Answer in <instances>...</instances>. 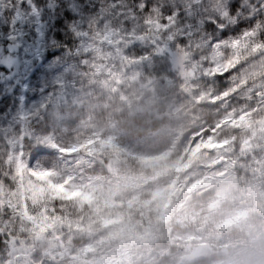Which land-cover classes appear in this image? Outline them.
<instances>
[{
    "label": "snow or ice",
    "instance_id": "6c2138e0",
    "mask_svg": "<svg viewBox=\"0 0 264 264\" xmlns=\"http://www.w3.org/2000/svg\"><path fill=\"white\" fill-rule=\"evenodd\" d=\"M156 84L264 127V0H0V264H45L98 114Z\"/></svg>",
    "mask_w": 264,
    "mask_h": 264
},
{
    "label": "rangeland",
    "instance_id": "374dc122",
    "mask_svg": "<svg viewBox=\"0 0 264 264\" xmlns=\"http://www.w3.org/2000/svg\"><path fill=\"white\" fill-rule=\"evenodd\" d=\"M132 88L85 138L75 199L48 206L45 264H264V127Z\"/></svg>",
    "mask_w": 264,
    "mask_h": 264
},
{
    "label": "trees",
    "instance_id": "16d2710c",
    "mask_svg": "<svg viewBox=\"0 0 264 264\" xmlns=\"http://www.w3.org/2000/svg\"><path fill=\"white\" fill-rule=\"evenodd\" d=\"M235 176H236V178H237V180L235 179L236 185L241 187V186H242V183H244V181L240 180V178H239L237 175H235ZM59 207H60V204L57 205L55 208H59ZM69 208H70V207H69ZM69 208H68V209H69ZM73 221H74V219H73ZM211 248L215 249L214 246H211ZM171 251H172V252H177V249H176V248H173Z\"/></svg>",
    "mask_w": 264,
    "mask_h": 264
},
{
    "label": "water",
    "instance_id": "95a60500",
    "mask_svg": "<svg viewBox=\"0 0 264 264\" xmlns=\"http://www.w3.org/2000/svg\"><path fill=\"white\" fill-rule=\"evenodd\" d=\"M190 170V169H189ZM186 171H184V173H185Z\"/></svg>",
    "mask_w": 264,
    "mask_h": 264
}]
</instances>
